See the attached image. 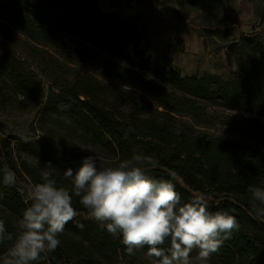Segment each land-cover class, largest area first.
I'll return each instance as SVG.
<instances>
[{"label": "trees", "instance_id": "16d2710c", "mask_svg": "<svg viewBox=\"0 0 264 264\" xmlns=\"http://www.w3.org/2000/svg\"><path fill=\"white\" fill-rule=\"evenodd\" d=\"M141 36V31L132 23L120 21L115 13L98 11L89 0H38L36 4L26 0H0V75L15 90L24 91L30 86V79L19 67V57L8 49H31L35 54L36 68L45 62V58L56 67L61 61L70 65H83L87 72L80 74L75 71L71 87L65 91L57 83L60 80L57 68L51 71L48 78L59 92L56 95L59 109L73 115L68 117V123L58 119L54 122H60L68 130L77 132V128L72 126L74 123L78 125L77 119L82 118L87 129L78 139L89 149L96 147L99 142L103 149L118 154L121 151L127 153L133 143L140 142L138 138H149L162 149L167 148L166 158L156 163L152 171L156 176L151 178L170 181L178 193L181 187L174 176L195 191L204 192L206 188L220 191L219 201L205 200L209 212L226 211L234 215L239 223V230L224 240L219 251L211 257L219 264H264V236L258 233L249 239L241 228L242 219L247 214L246 208L252 199L249 185L264 187V152L236 140L201 133L195 136L191 134L195 130L191 126L188 128L184 125L186 128L182 131L172 130L164 122L146 117L151 110L150 103L143 95L135 99L131 93L132 89H140L163 109L155 112L186 117L196 124L198 121L193 112L197 108L193 105L198 104V100L219 98L239 108L264 104V45L258 43L255 36L240 37L241 45L249 48L251 56L246 60H237L239 73L229 81L208 73L201 77L182 78L173 71H163V77L181 91L176 103L170 94L152 87L138 72L150 70L148 65L141 63ZM67 39L79 45L67 46ZM65 52L67 54H63ZM104 81H113L123 87L115 91L113 98L125 101L119 95L128 97L126 112L115 107L111 109L106 105V100L101 98L105 90ZM80 96L83 100H80ZM253 138L260 140L259 137ZM8 150L9 143L2 139L0 209L14 213L24 211L27 206L15 184L5 186L2 182L4 170H13ZM64 156L79 164L78 158L72 153H65ZM51 179L57 182V187H62V178ZM180 197L182 204L195 199L181 194ZM79 199L77 196L72 197L75 210H87L79 203ZM78 224H82L83 228L78 227ZM65 229L79 234L89 245L98 244L100 248L112 252L126 250L120 239L89 220L75 217L66 224ZM163 247L168 248L169 244L166 242ZM139 250L147 254V246Z\"/></svg>", "mask_w": 264, "mask_h": 264}, {"label": "rangeland", "instance_id": "374dc122", "mask_svg": "<svg viewBox=\"0 0 264 264\" xmlns=\"http://www.w3.org/2000/svg\"><path fill=\"white\" fill-rule=\"evenodd\" d=\"M94 7L106 14H117L120 21L132 23L141 31L140 50L143 53L141 63L148 65L150 70L138 72L155 89L170 94L175 102L181 91L170 84L162 75L163 71L175 72L180 77H201L205 73L211 74L224 81H229L238 75L237 60H246L251 56L248 47L242 46L240 37L255 36L257 42L264 45V0H89ZM67 46H78L74 40L67 39ZM65 47V46H62ZM244 49V50H243ZM19 57V67L30 79L27 90H15L12 85L0 75V143L5 139L9 143V154L13 172L16 175L15 186L19 191L23 203L29 207L31 201L27 199L28 191L34 184L42 183V170L49 162L53 168L50 178H62V187L72 193L70 179H65L63 172L71 168L75 173L81 167L82 159L91 155L97 163L98 169L115 166L123 159H130L133 155L148 156L160 163L166 158L168 150L155 145L149 138H138L127 153L103 149L101 143L89 149L79 135L86 132L82 118L77 119L79 124H73L77 132L68 130L54 122L55 119L68 123V117L73 116L68 111L59 109V93L49 75L54 68L58 70L57 83L63 91L70 89L71 79L79 71L87 72L83 65H70L61 61L54 66L48 58L45 62H35V54L31 49H8ZM67 51V50H65ZM63 54H67L66 52ZM43 57V56H41ZM122 63V62H121ZM138 63L140 61L138 60ZM129 66L127 63H122ZM134 67V66H132ZM91 75L95 76L94 73ZM122 86L113 81H104V93L101 98L106 100L108 107H115L126 112L128 99L124 94L119 95L121 100H114L113 95ZM123 88V87H122ZM132 89V88H128ZM134 98L143 95L151 105L146 117L155 118L164 122L172 130L182 131L186 127L193 128V135L199 133L206 136H218L248 144L264 152V104H252L246 108L232 106L219 98L210 101L198 100L193 105L195 119L198 124L189 118L165 113L151 97L140 89H132ZM80 100L83 98L80 96ZM171 115V116H170ZM186 125V127L184 126ZM73 129V128H72ZM77 133V134H76ZM248 134V136H247ZM253 137H259L257 140ZM65 153H72L78 158L79 164L67 160ZM143 170L149 177H154V167L143 165ZM6 168V165H5ZM7 169V168H6ZM179 193L187 198H202L206 201H219L221 192L214 188H206L204 192L195 191L182 184ZM187 191V192H186ZM75 196L74 194L72 197ZM183 202V201H181ZM257 202L250 199L246 208V215L242 219V232L247 238L253 239L256 234L264 236V217L252 212ZM76 209V206L73 205ZM22 210L4 212L0 209V220L4 221L6 232L13 236V241L5 240L0 244L2 256L14 242L18 233V221L22 219ZM76 217L89 220L105 231L103 224L95 221L90 212L76 211ZM110 234V233H109ZM121 239L120 237H116ZM59 246L55 251L42 254V259L33 264H148L152 258L139 249L134 255L127 254L124 249L112 252L100 248L98 244H87L75 232L64 229L59 234ZM196 251L191 253L194 258ZM207 264H219L210 257Z\"/></svg>", "mask_w": 264, "mask_h": 264}, {"label": "clouds", "instance_id": "9594fccd", "mask_svg": "<svg viewBox=\"0 0 264 264\" xmlns=\"http://www.w3.org/2000/svg\"><path fill=\"white\" fill-rule=\"evenodd\" d=\"M156 161L148 156L133 155L115 166L98 169L96 160L89 155L81 167L63 172L72 183V193L50 178L51 163L42 170V183L31 186L27 207L18 221V233L12 246L0 256V264H33L42 254L55 251L58 239L68 222L77 212L72 206V195L90 212L91 217L103 224L108 233L120 237L127 254L147 246L152 264H207L217 253L224 240L239 230L234 215L226 211L209 212L202 198L181 203L180 194L168 180L149 177L143 165L153 167ZM3 184L13 186L16 175L10 169L3 172ZM251 198L257 203L253 211L264 217V187L249 185ZM83 228L82 224L77 225ZM13 241L0 220V244ZM169 244L164 248L165 243ZM197 252L192 258L191 253Z\"/></svg>", "mask_w": 264, "mask_h": 264}, {"label": "crops", "instance_id": "0c3cea01", "mask_svg": "<svg viewBox=\"0 0 264 264\" xmlns=\"http://www.w3.org/2000/svg\"><path fill=\"white\" fill-rule=\"evenodd\" d=\"M26 1L33 3V4H36L38 2V0H26Z\"/></svg>", "mask_w": 264, "mask_h": 264}]
</instances>
